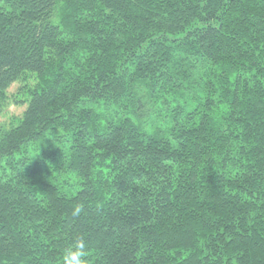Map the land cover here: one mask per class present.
<instances>
[{
  "label": "trees",
  "instance_id": "trees-1",
  "mask_svg": "<svg viewBox=\"0 0 264 264\" xmlns=\"http://www.w3.org/2000/svg\"><path fill=\"white\" fill-rule=\"evenodd\" d=\"M12 103L0 264H264V0H0Z\"/></svg>",
  "mask_w": 264,
  "mask_h": 264
},
{
  "label": "clouds",
  "instance_id": "clouds-1",
  "mask_svg": "<svg viewBox=\"0 0 264 264\" xmlns=\"http://www.w3.org/2000/svg\"><path fill=\"white\" fill-rule=\"evenodd\" d=\"M83 211V205L77 204L73 211V217H79ZM88 243L83 235L74 239L72 244L64 250L63 264H89L87 259Z\"/></svg>",
  "mask_w": 264,
  "mask_h": 264
},
{
  "label": "rangeland",
  "instance_id": "rangeland-1",
  "mask_svg": "<svg viewBox=\"0 0 264 264\" xmlns=\"http://www.w3.org/2000/svg\"><path fill=\"white\" fill-rule=\"evenodd\" d=\"M18 87H19V84L15 83L11 86L9 91L11 93H13L17 90ZM23 110H24V106H22V105H18L15 103L10 104L9 107L7 109H5L2 114H0V124L11 123L13 118L21 115ZM73 178H75V177H71V179H70L71 182H73Z\"/></svg>",
  "mask_w": 264,
  "mask_h": 264
}]
</instances>
